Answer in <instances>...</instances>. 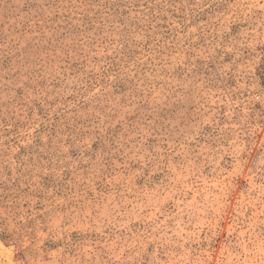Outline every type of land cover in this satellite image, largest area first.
Here are the masks:
<instances>
[{"label":"rangeland","instance_id":"rangeland-1","mask_svg":"<svg viewBox=\"0 0 264 264\" xmlns=\"http://www.w3.org/2000/svg\"><path fill=\"white\" fill-rule=\"evenodd\" d=\"M0 264H264V0H0Z\"/></svg>","mask_w":264,"mask_h":264}]
</instances>
